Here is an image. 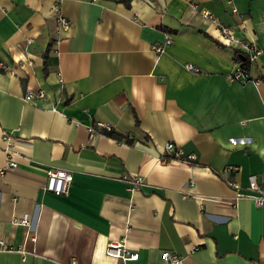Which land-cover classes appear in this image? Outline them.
Instances as JSON below:
<instances>
[{"label": "crops", "instance_id": "1", "mask_svg": "<svg viewBox=\"0 0 264 264\" xmlns=\"http://www.w3.org/2000/svg\"><path fill=\"white\" fill-rule=\"evenodd\" d=\"M52 5L0 0V239L17 249L0 264H121L105 254L119 237L138 253L128 264H169L163 251L264 264V203L235 200L214 174L236 166L229 180L255 174L264 189V53L248 69L262 82L227 83L237 48L198 14L264 51V0H64L67 31ZM168 143L195 162H156ZM50 169L72 174L67 195L44 190ZM130 174L142 178L132 190Z\"/></svg>", "mask_w": 264, "mask_h": 264}, {"label": "built area", "instance_id": "2", "mask_svg": "<svg viewBox=\"0 0 264 264\" xmlns=\"http://www.w3.org/2000/svg\"><path fill=\"white\" fill-rule=\"evenodd\" d=\"M64 0H53L52 12L54 15V22L56 29L58 31H67L70 27V20L66 18L62 11L61 5ZM195 8V6H194ZM232 13L236 12L235 8H232ZM198 14L204 20L215 24L222 36L227 42L233 44L237 49L243 52L248 58L249 62L255 61L259 56H261L264 51L257 48L254 43L244 39L243 37H238L236 35L237 29L231 26H226L221 24L209 11L207 10H199ZM264 22V17H263ZM169 38L166 37L165 41L161 44H157L154 46V50L157 53H162L165 50L166 45L169 43ZM1 66V64H0ZM186 69L192 71L193 73L199 72L198 68L193 67L190 64L185 66ZM262 78H252L250 76L249 71L244 69L241 66V63L237 65L233 71V73L226 76V82L229 84L232 83H252L253 85H258L262 82ZM45 98V94L43 91H37L35 93H26L22 97L23 102H31L34 100H42ZM50 110L52 112H57L56 106H51ZM97 127L105 130H111L110 126L107 124H98ZM96 128L89 127L88 131L92 132ZM3 141L5 143V153L7 156L5 167H15V163L10 158V139L9 136H4ZM156 162H166L169 160H179L185 163H194L196 160L195 154H187L176 147L175 145L168 143L163 147V152L159 156H155L153 158ZM236 166L228 165L222 170H218L214 172L215 175L220 177L230 188L236 191L235 200L248 198L253 201L256 206H261L264 203V189L262 188L258 176L255 174L248 176V184L245 187H241L238 184L232 182L227 178V175L230 171L236 170ZM127 183H129L128 189L132 190L138 187L142 178L138 174H130L124 176L123 178ZM72 174L67 171L61 170H47L46 171V184L44 186V190L46 192H51L55 195H67L69 193L71 184H72ZM12 222L17 225L27 226V217L22 216L18 219H13ZM17 249H13L10 245L0 239V252H15ZM105 254L109 257L116 258L120 261L121 264H128L129 262L136 261L138 259V253L136 251L130 250L127 248L125 244V237H119L117 240H113L108 243L105 248ZM161 258L163 261L169 264H182L183 257L176 253H171L169 251H163L161 253Z\"/></svg>", "mask_w": 264, "mask_h": 264}, {"label": "trees", "instance_id": "3", "mask_svg": "<svg viewBox=\"0 0 264 264\" xmlns=\"http://www.w3.org/2000/svg\"><path fill=\"white\" fill-rule=\"evenodd\" d=\"M234 52H235V59H236V61H240V62H241V66H242L244 69H246L247 71H249L248 69H249V64H250V62H249L248 58L245 56V54H244L243 52H241L239 49H234ZM241 54L245 57V60H244V61L240 60V58H239V56H240ZM262 79H263V78H262ZM99 131H100L101 133H104V134L110 136V137H114V138H116V139L124 140V141L130 143V141H128L127 138H125L124 136L122 137V136H119V135L115 134L112 130H109V131H108V130H105V129H99Z\"/></svg>", "mask_w": 264, "mask_h": 264}, {"label": "water", "instance_id": "4", "mask_svg": "<svg viewBox=\"0 0 264 264\" xmlns=\"http://www.w3.org/2000/svg\"><path fill=\"white\" fill-rule=\"evenodd\" d=\"M240 60L244 61L245 60V57L243 55H240L239 56Z\"/></svg>", "mask_w": 264, "mask_h": 264}]
</instances>
